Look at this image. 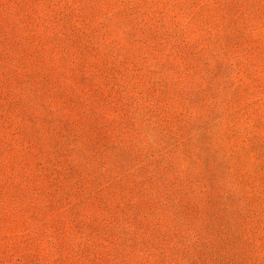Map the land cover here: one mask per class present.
<instances>
[{"label":"rangeland","instance_id":"rangeland-1","mask_svg":"<svg viewBox=\"0 0 264 264\" xmlns=\"http://www.w3.org/2000/svg\"><path fill=\"white\" fill-rule=\"evenodd\" d=\"M0 264H264V0H0Z\"/></svg>","mask_w":264,"mask_h":264}]
</instances>
